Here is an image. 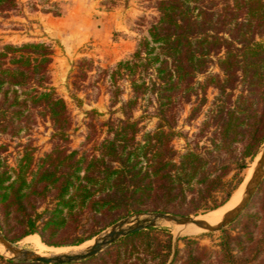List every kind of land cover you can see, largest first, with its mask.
Returning <instances> with one entry per match:
<instances>
[{
  "label": "trees",
  "instance_id": "trees-1",
  "mask_svg": "<svg viewBox=\"0 0 264 264\" xmlns=\"http://www.w3.org/2000/svg\"><path fill=\"white\" fill-rule=\"evenodd\" d=\"M151 1L157 15L148 36L127 58L99 69L109 81V104L118 103L121 117L100 123L104 135L87 136L86 148L65 145L70 117L49 86V47H0V135L18 139L36 118L51 127L50 148L41 156H34L30 141L18 142L10 163L8 143L0 141V231L6 240L37 235L48 245H78L136 212L216 211L240 183L225 174L230 168L239 173L264 139V43L254 39L264 36V0ZM14 6L15 0H0V12ZM212 61L219 72L205 74ZM198 74L205 75L195 82ZM121 77L129 82L125 100L118 98ZM208 86L219 94L194 134L204 140L187 141L178 151L171 144L177 113ZM139 99L154 103L157 120L136 137L139 119L131 112ZM248 216L240 231L225 233L218 249L206 253L188 239L172 251L165 228L148 227L119 237L96 256L63 264H264V190ZM0 264L47 263L0 254Z\"/></svg>",
  "mask_w": 264,
  "mask_h": 264
},
{
  "label": "rangeland",
  "instance_id": "rangeland-1",
  "mask_svg": "<svg viewBox=\"0 0 264 264\" xmlns=\"http://www.w3.org/2000/svg\"><path fill=\"white\" fill-rule=\"evenodd\" d=\"M156 15L157 11L151 0H15L13 8L0 12V47L6 43L14 45L23 42H42L51 51L47 65L48 82L55 94L63 99L69 112L70 124L65 131L67 148L89 147L91 142L86 141L87 136L100 138L104 135L106 128L100 123L107 120L109 116L121 117L120 112L116 110L118 103L112 106L109 104V81L106 76H102L99 69L110 68L117 61L127 58L135 49L137 41L148 36L147 29ZM254 39L264 43V36L255 35ZM80 60L85 62L79 63ZM209 72H219L214 61L208 66L205 74ZM81 73H83L82 76ZM205 74L196 75L194 81H202ZM117 85L121 91L118 98L122 100L128 98L130 89L127 78H119ZM238 93L239 89L236 88L231 100ZM218 94L216 87L208 86L203 94H192L190 100L181 105L173 128L178 135L171 140L174 149L182 151L187 141L192 139L198 140L199 143L204 140L203 136L194 134L202 126L203 121L208 120L210 110L215 108L217 103ZM153 107L154 103L146 99L137 101L131 112L132 119H139L137 124L139 131L136 137L154 127L157 118L153 115ZM50 133L49 122L46 119L36 118L18 139L0 135V141L8 143L5 155L8 161L13 163L17 155L18 142L30 141L35 147L34 156H41L50 148ZM263 142L264 139L252 155L244 158V167L239 173L236 169L230 168L225 174L226 180L232 182L239 177L241 181L232 190L230 198L228 197L229 199L227 198L225 203L223 202L224 204L217 208L218 210L227 206L243 182H247L257 158L255 154ZM263 190L264 175L246 207L232 222L220 230H202L194 234H182L174 233L173 227L176 226L170 224L158 223L154 227L165 228L171 235L172 251L175 247L181 249L185 239L189 240L188 245L198 247L203 253L217 250L225 233L231 235L237 233L249 219L248 214L256 213L257 202ZM218 210L202 214L208 211L206 210L189 215L205 217ZM109 226L97 234L107 230ZM34 236L38 238L45 250L64 249L66 252L87 247L94 237L78 245L58 247L45 244L37 235ZM22 237L9 242L18 246L26 238ZM107 247L96 255L102 253ZM0 254L8 258L7 255Z\"/></svg>",
  "mask_w": 264,
  "mask_h": 264
},
{
  "label": "water",
  "instance_id": "water-1",
  "mask_svg": "<svg viewBox=\"0 0 264 264\" xmlns=\"http://www.w3.org/2000/svg\"><path fill=\"white\" fill-rule=\"evenodd\" d=\"M255 158V161L253 160V169L238 203L230 210L229 213L223 216L215 224H208L202 220L194 219V217L191 215H177L160 211H143L136 212L132 215L118 219L112 223L107 230L92 237V243L90 245L77 251L63 252L54 255H39L33 251L18 248L16 244L6 240L1 231L0 245L9 254L7 255L9 259H15L24 262L63 264L83 260L96 255L102 249L112 244L119 237L134 231L146 229L148 227H154L158 223H168L175 225L191 223L206 231L220 230L232 222L241 213L256 191L264 175V142L258 148Z\"/></svg>",
  "mask_w": 264,
  "mask_h": 264
},
{
  "label": "bare ground",
  "instance_id": "bare-ground-1",
  "mask_svg": "<svg viewBox=\"0 0 264 264\" xmlns=\"http://www.w3.org/2000/svg\"><path fill=\"white\" fill-rule=\"evenodd\" d=\"M246 183L247 182H243L240 189L233 195V197L231 198L228 205L225 206L223 209H220L217 212H215L211 215L205 216V217H194V219L202 220L208 224L217 223L223 216H225L227 213H229L230 210L238 203L243 191L245 190ZM166 224H168V223H166ZM170 225L176 226V227H173L174 233L194 234V233H197V232H200L203 230L202 228L197 227L191 223L178 224V225L170 224ZM17 247L21 248V249L33 251L39 255H54V254H60V253L66 252V251H64V249L45 250L42 247V245L40 244V242L36 236H28V237L24 238ZM0 253H2L4 255H9L1 245H0Z\"/></svg>",
  "mask_w": 264,
  "mask_h": 264
}]
</instances>
